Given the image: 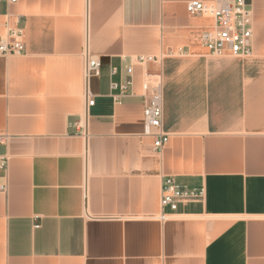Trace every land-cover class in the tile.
<instances>
[{"label": "crops", "instance_id": "0c3cea01", "mask_svg": "<svg viewBox=\"0 0 264 264\" xmlns=\"http://www.w3.org/2000/svg\"><path fill=\"white\" fill-rule=\"evenodd\" d=\"M190 1L0 3V40L21 30L25 48L0 55V264H264V0L246 59L210 58L214 20ZM138 56L161 59V151L144 69L113 88ZM167 177L203 196L162 208Z\"/></svg>", "mask_w": 264, "mask_h": 264}, {"label": "built area", "instance_id": "2783aa9c", "mask_svg": "<svg viewBox=\"0 0 264 264\" xmlns=\"http://www.w3.org/2000/svg\"><path fill=\"white\" fill-rule=\"evenodd\" d=\"M17 4L19 0H0V3ZM187 12L192 16H204L214 20V27L199 35V41L213 57L232 56L235 58H248L253 55V23L254 10L249 0H191L187 5ZM22 31L11 29L0 40V55H19L25 50L21 41ZM179 54H184L182 50ZM131 63L121 85H113L120 89V95H126L134 85L133 76L135 65L144 69L143 98H144V130L142 137L153 140L154 149L161 151L170 140V135L164 131L163 108V80L161 71L151 73L146 66L159 63L154 56H138ZM86 78L101 75V62L99 59L86 54ZM117 97V100L121 98ZM88 107L95 104L91 94H86ZM7 138L0 136V143ZM5 165V161L2 162ZM203 188H190L180 184L175 177L165 178L162 185L161 207H169L175 213L179 205L187 201L201 198ZM162 215L161 220L170 218Z\"/></svg>", "mask_w": 264, "mask_h": 264}, {"label": "rangeland", "instance_id": "374dc122", "mask_svg": "<svg viewBox=\"0 0 264 264\" xmlns=\"http://www.w3.org/2000/svg\"><path fill=\"white\" fill-rule=\"evenodd\" d=\"M176 57V59H179V58H177V56H175ZM175 57H171L172 59L173 58H175ZM223 57H225V58H227V59H246V58H235V57H232V56H222V57H213V56H210V58H214V59H220V58H223ZM161 62V59H160V61H159V63ZM158 64V63H157ZM159 65V64H158ZM155 73V72H154ZM164 81V80H163Z\"/></svg>", "mask_w": 264, "mask_h": 264}]
</instances>
